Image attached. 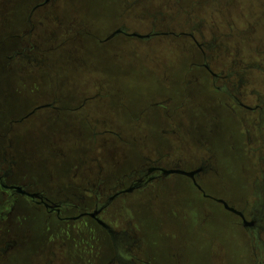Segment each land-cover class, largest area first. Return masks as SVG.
Here are the masks:
<instances>
[{"label": "rangeland", "instance_id": "1", "mask_svg": "<svg viewBox=\"0 0 264 264\" xmlns=\"http://www.w3.org/2000/svg\"><path fill=\"white\" fill-rule=\"evenodd\" d=\"M132 1L58 0L53 15L42 26H36L32 36L43 55L49 58L50 69L43 72L24 64L23 74L13 66L10 72L0 71V132L8 134L10 140L5 139L4 144L11 145L21 162L17 178L68 180L84 163L95 173L118 176L141 165L140 159L132 157L135 151L144 159L151 158L155 155L153 146H158L159 142L166 145L165 153L170 152L175 161L180 158L187 166H195L200 159L210 160L214 156L217 170L200 182L207 195L217 199L250 195L254 173L251 164L257 158L244 139L241 114L236 115L224 106L227 98L210 87L206 74H196L200 79L194 85L189 83V79H194L192 76L185 78L192 68L187 50L196 47L178 33L202 28L207 39L211 31L229 33L228 38L222 40L224 50L209 59L211 65L220 70L255 59L257 68L252 64L255 68L249 70L254 81L250 86L256 85V89L264 93V57L254 53L262 39L261 8L251 5L253 0H221L229 2V6L213 3L220 0H207V5L194 6L193 0H148L146 4L139 3L125 10ZM26 3L0 0V56L21 48L16 35H23L26 39L23 44L27 45L30 29L27 16L35 4ZM217 9L222 10L224 22ZM123 25L130 32L143 34L152 30L177 33L172 37L150 39L120 34L100 42ZM56 35L58 42L54 41ZM65 37L77 40L64 44L58 52L53 50ZM67 50L71 51L74 61L65 69ZM56 57H59L58 62L54 61ZM12 65L17 67L15 63ZM185 83L190 85L186 87L187 92L196 96L193 101H201L203 110L200 113V106L195 102L187 103L191 117L179 119L184 130L178 128L175 141L166 143L159 123L175 112L172 108L163 112L154 103L170 97L172 101H185L182 89ZM54 98L60 101L53 102ZM85 98H88L87 104L81 107ZM49 103L62 109L43 107L34 115L18 120ZM213 113L220 116L222 123L213 126L212 138L209 129ZM86 114L90 118L85 117L89 127H85L82 120ZM165 127L172 129L170 124ZM85 128L90 138L84 137ZM94 129L99 132L97 135H92ZM105 129L121 132L122 138L131 141L137 150L127 152L129 148L116 134H100ZM126 156L130 159L124 168ZM158 188L148 192L147 188L137 190L131 199L129 194L126 200L119 201L124 211L122 220L128 229H133L129 224L132 207L137 226L143 231L133 229L134 235L149 248L147 257H152L156 264H173L177 263L183 249L186 253L183 264H250L248 236L236 223L237 218L220 203L202 197L181 174H172L161 181ZM159 192V204H151L145 196ZM20 216L21 223L34 230L33 242L20 254L24 259L29 257L43 263L41 250L39 256L34 254L36 247L40 243L46 247L56 246L63 240H70L67 242L73 245L76 257L84 258L85 262L95 261L94 256L101 252L103 255L109 245L112 248L107 233L96 226L93 228L97 230H90L73 225L71 230L61 229L51 234L50 229L43 230V213L23 208ZM105 217L114 224V213ZM27 243L29 241L24 242ZM56 251L64 255L62 249Z\"/></svg>", "mask_w": 264, "mask_h": 264}, {"label": "flooded vegetation", "instance_id": "2", "mask_svg": "<svg viewBox=\"0 0 264 264\" xmlns=\"http://www.w3.org/2000/svg\"><path fill=\"white\" fill-rule=\"evenodd\" d=\"M57 1L58 0H43L30 9L27 16V23L30 27L27 45H24L26 44L25 37L23 35H17L16 38H18V42H20L19 47L21 48L12 51L10 55L0 56V71L6 70L10 72L14 69L13 67H15L18 73L23 74L24 64L38 70H44L43 72L50 69L48 66L49 58L43 55L42 49L35 44L32 40V36L36 26H42L44 21L49 16L53 15ZM253 1L254 2H250V4H257L262 10L261 23L259 24L262 29L260 35L262 39L260 45L256 46L257 50L254 53L264 57V47H261L262 45L264 46V0ZM147 2L148 0H134L132 3H129L125 10H131L133 6L139 3L146 4ZM199 3L207 5L208 1L193 0L192 5L194 6ZM213 3L216 5L224 4L226 6L230 4L229 2L222 3L221 0ZM217 10L222 14V21L224 22L222 10ZM187 24H189V21H187ZM61 27H63V25H61ZM117 30H120V32L115 36L120 34L132 36L128 34L131 32L124 25L115 29V31ZM176 33L177 32L174 30H152L149 32V36L146 37V39L155 36L172 37V35H176ZM178 34L180 38H188L194 47H196L195 50L191 48L187 50L191 56L192 68L185 74V78L192 76L194 79H189V83L194 85L200 79V77L195 76L196 74H206L207 83L210 87L214 89L215 92L221 93L227 98V100L224 101V106L236 115L238 112L241 114V119L244 123L242 130L245 136L244 139L250 148V152L254 151V156L257 158V161L251 164V169L254 170V173L252 175L253 177H251L253 183L250 195L239 199H223L234 209L230 210L225 206V203L207 195L201 186L199 187L200 182L204 180L205 176H209L217 170L214 156L211 157L212 159L210 160L200 159L199 163L195 164V166H187L185 163H181L180 158L175 161L174 156L170 154V152L165 153L164 147H166V145L159 142L158 146H153L155 155L151 158L144 159L143 155H140L141 153L138 151H135V154L129 153L133 154L132 157L137 158V160L140 159L141 165L139 164L136 167H132L133 169L130 172L122 173L118 176H104L102 173H95L89 165L85 166L84 163L83 167L75 171L68 180L55 179L53 177L50 180H43L42 178L27 180L18 179L17 173L21 166V162L15 152L11 150V145L9 143V145L4 144L5 139H8V142L10 140L8 134L0 132V264H156L152 257H147L149 256V248L138 241L137 237L134 235L136 232H134L133 229H116L115 225L106 220L104 216L106 213H110V211L115 213V215L117 212L120 214L123 207L122 204H119V201L126 200L129 194L137 190L146 189L151 184L160 183L169 178L172 174L186 176L202 197L214 199L216 202L220 203L222 208L230 213L232 217L235 216L237 218V221L235 220L236 223L242 228V231L246 233L248 236L247 239L251 244L250 252L252 253V258L250 264H264V93L256 89V85L254 88L250 86L253 77L249 71L252 68H257V61L253 59L254 61L252 60L251 62L250 60L248 64L243 61L237 62L236 66L215 70L209 59L212 58L214 53L224 50L225 46L222 40L228 38L229 33L221 30L219 32L211 31L208 34L209 39H207V35H205L206 33L202 28L197 31L190 28L188 31H181ZM196 34L199 35L201 39H199ZM108 37L106 40H100V42L103 43L113 38ZM58 39L59 36L56 35L54 41L58 42ZM74 40L77 39L65 37V39H62L60 43L52 48L58 52L64 44L66 45L69 41ZM70 53L71 51L67 50L65 69L69 68L70 63L74 61V57L70 56ZM58 59L59 57H56L54 61L58 62ZM10 63L17 64V67ZM252 64H254L255 67H253ZM193 69H195L197 73L192 71ZM182 86H184L182 89L184 95L183 99L185 101H172L170 97L167 98L166 101L154 103L156 106L161 107L163 112L166 110L168 111L170 108L175 112V115H164V121L159 123L160 130L163 136L166 137L164 140L166 143L175 141L178 128L183 129L182 122L179 121V119L184 116L187 118L191 117L189 105H191L192 102L200 106V113H202L203 110L201 101H193L196 96L187 92V88L190 85L187 86L185 83ZM52 101L57 102L60 100L54 98ZM87 101L88 98H85L81 107L85 106ZM204 102L208 103V101ZM187 103L189 105H186ZM210 104L212 107L214 106L213 103ZM49 107L60 109L59 106L53 104ZM30 115L28 113L18 120H22ZM201 115L204 116L203 114ZM85 117L86 120H89V115L86 114L84 118L82 117L83 122H85V127H89L85 121ZM221 123L220 116L218 117L217 114L213 113L211 128L209 129L212 138L215 135V131L212 130L213 126H219ZM166 124H170L172 129L170 127H165ZM86 131L85 128V133H83L84 137L88 138L89 136L90 138V132ZM102 131L103 132H100L102 135L113 132L120 137L121 141L129 148L127 152H133V149L137 150L136 145L133 146L131 141L122 138L121 132H114L110 129ZM98 133L99 132L94 129V134L92 133V135H97ZM255 144L257 145L256 147H254ZM254 148H256V150H253ZM129 159V156H126L123 160L124 168L127 167ZM170 169L194 171L195 175L192 177L182 173L166 174L165 171ZM245 169L249 170L250 168L245 167ZM23 208L28 211L43 213L45 217L43 230L50 229L51 231L49 232L51 234H57L59 233L58 230L61 231V229L71 230V227H74L73 225H77L81 229L90 230L94 229L93 227L95 226L101 228L107 233L110 240H112L113 249L110 248V245L106 248L101 257V262L99 258L96 262L85 263L84 258L76 260L69 248L67 249V247H69V242L67 241L70 240H63L56 246L51 244L49 247L42 248V243H40L36 247L34 254L39 256L41 250L42 253L40 255L43 256L41 259L43 263L31 261L29 258L24 259V257H20L23 255L21 253L24 252V242H30V240L32 241L34 239V230L30 226L26 227L21 223L22 217L20 216V210ZM99 220L106 222L109 226L105 227ZM54 229H56V233H53V231L55 232ZM28 232L30 233L28 234ZM58 248L63 250L64 255L56 251ZM140 254H143V256ZM181 263L179 258L177 263L173 264Z\"/></svg>", "mask_w": 264, "mask_h": 264}, {"label": "crops", "instance_id": "3", "mask_svg": "<svg viewBox=\"0 0 264 264\" xmlns=\"http://www.w3.org/2000/svg\"><path fill=\"white\" fill-rule=\"evenodd\" d=\"M29 2V3H32L33 5L34 4H37V3H39V2H41L40 0H20V2H22V3H26V2ZM27 2V3H28ZM26 3V4H27ZM28 5V4H27ZM21 19H24V17L22 18V15H21ZM17 36V35H16ZM70 124V123H69ZM67 128H68V124H67ZM101 132V131H100ZM161 184V182L160 183H155V184H151L147 189H146V191L148 192L150 189L151 190H159V188H158V186ZM195 188V187H194ZM196 189V188H195ZM134 194H136L135 192H133V193H131L130 194V197H129V199H131L133 196H134ZM161 195V193L159 192V193H153V195L151 194V196H149V195H145L147 198H148V200L151 202V204H159L158 202H160V196ZM202 196V195H201ZM130 211H129V222H130V224L133 226V229H135V230H139V231H141L142 233H143V231L142 230H140L139 228H138V226H137V218L135 217V214H134V212L132 211V207H130ZM113 214V212H111L110 211V213H106V214ZM121 214V215H120ZM118 213L117 212V214L115 215V213H114V218H115V221H114V224L113 225H115V227H116V229H124V228H127L128 229V226L127 225H124L125 224V222L122 220V217H123V215L122 214H124V211H123V208H122V211H121V213ZM119 215V216H118ZM105 217V216H104ZM105 219L106 220H108L109 221V219L107 218V217H105ZM110 222V221H109ZM111 223V222H110ZM95 229V228H94ZM93 229V230H94ZM95 230H97V229H95ZM34 240V239H33ZM33 240L32 241H30L29 242V244L27 243V244H24V250L30 245V243H32L33 242ZM142 244L144 245V246H146L147 247V245L144 243V242H142ZM68 246L69 247H67V249L69 248V250L73 253V257L74 258H76V260L78 259L77 257H76V255H75V252H74V250H73V245L72 244H70V242L68 243ZM42 247V246H41ZM46 247V245L44 246L43 245V247L42 248H45ZM182 250V253H181V255H180V261L182 262L183 261V259H185V257H186V253H185V251L183 250V249H181ZM101 251H103V249L101 250ZM102 253V252H101ZM101 253H99L98 255H96V256H94V257H96V260H98L99 258H101L103 255L101 254ZM250 256H251V258H252V253L250 252ZM29 258V257H28ZM27 258V259H28ZM81 259H83V258H81ZM226 259V258H225ZM96 260L95 261H91V260H89L88 262H96ZM227 260V259H226ZM32 261V260H31ZM86 261V260H85ZM88 262H85V263H88ZM227 262V261H226ZM184 263V261L181 263V264H183Z\"/></svg>", "mask_w": 264, "mask_h": 264}, {"label": "water", "instance_id": "4", "mask_svg": "<svg viewBox=\"0 0 264 264\" xmlns=\"http://www.w3.org/2000/svg\"><path fill=\"white\" fill-rule=\"evenodd\" d=\"M118 32H120V30H117V31L113 32L108 38H111V37L115 36ZM128 34H130L132 36L140 37V38H146V37L149 36V34H143V33H139V32H131V33H128ZM50 105H51V103L45 104V105H42V106H39V107L35 108L34 110H32L29 113V115L30 114H33L37 109H40V108H43V107H49ZM165 172H166V174H170V173H182V174H185V175H188V176H192V177L195 175V172L194 171H187V170H183V169H170V170H166ZM199 187H200V185H199ZM219 200L221 202L225 203V206L227 208H229L230 210H234L223 199H219ZM99 221L105 227L106 226H109L106 222H104L102 220H99Z\"/></svg>", "mask_w": 264, "mask_h": 264}, {"label": "trees", "instance_id": "5", "mask_svg": "<svg viewBox=\"0 0 264 264\" xmlns=\"http://www.w3.org/2000/svg\"><path fill=\"white\" fill-rule=\"evenodd\" d=\"M111 35V34H110ZM191 60V59H190ZM51 106V105H50ZM57 110H61V107H60V109H57Z\"/></svg>", "mask_w": 264, "mask_h": 264}]
</instances>
